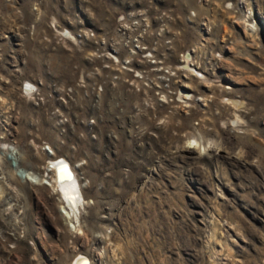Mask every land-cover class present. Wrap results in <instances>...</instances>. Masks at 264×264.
<instances>
[{
  "label": "rangeland",
  "instance_id": "374dc122",
  "mask_svg": "<svg viewBox=\"0 0 264 264\" xmlns=\"http://www.w3.org/2000/svg\"><path fill=\"white\" fill-rule=\"evenodd\" d=\"M4 144L0 264H264V0H0Z\"/></svg>",
  "mask_w": 264,
  "mask_h": 264
},
{
  "label": "bare ground",
  "instance_id": "6f19581e",
  "mask_svg": "<svg viewBox=\"0 0 264 264\" xmlns=\"http://www.w3.org/2000/svg\"><path fill=\"white\" fill-rule=\"evenodd\" d=\"M27 89L32 90L30 83ZM227 100L232 101L231 103H233L234 106L239 105V103L234 102L232 99H227ZM212 145L215 147L218 146L217 142L215 141L208 142L207 144L204 145V151L205 150L207 151L210 147H212ZM0 149L8 152L12 151L11 152L12 156L10 157L12 159V163L10 165L13 168L12 175H15L19 177V179L25 180L26 182H29L31 184L34 183L35 185H39L41 183L44 184L47 183V185L52 184L54 187L57 188L59 194L62 195V197L65 200V203L68 205L67 206L68 211L66 212L67 217L71 219L73 218L75 221L79 223L81 209L85 206L87 202H86V198L84 197L81 186L79 182H77L75 173L71 168L70 163L66 159L60 157V160H58L59 158L53 160L52 166H50L51 170L54 172L53 179L50 182L49 181L44 182L42 178H40L38 175L19 166L20 164L17 153L12 147H10L7 144H4L0 147ZM1 156L2 155L0 154V161H1ZM0 170H1V166H0ZM73 264H90V261L87 260V258L84 256H79L78 258H76Z\"/></svg>",
  "mask_w": 264,
  "mask_h": 264
}]
</instances>
